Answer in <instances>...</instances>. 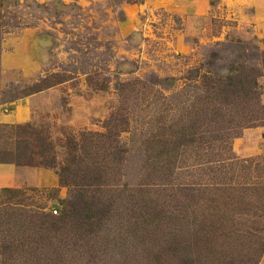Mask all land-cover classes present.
<instances>
[{"label":"rangeland","instance_id":"rangeland-1","mask_svg":"<svg viewBox=\"0 0 264 264\" xmlns=\"http://www.w3.org/2000/svg\"><path fill=\"white\" fill-rule=\"evenodd\" d=\"M242 69L264 107V0H0V165L15 170L0 176V254L1 245L11 250L0 264H264V225L255 231L250 209L264 188V111L241 123L220 157L199 147L197 130L214 127H188L191 110L204 106L202 76ZM45 78L56 84L30 93ZM206 112L228 109L214 102ZM111 118L126 122L117 163L105 158L102 137ZM17 125L40 142L23 143L10 129ZM176 130L196 141L179 147L168 182L224 186L185 208L159 171ZM46 143L57 166L77 144L78 166L109 167L98 192L60 187L56 171L27 152ZM226 157L229 166L207 171ZM228 184L238 190L224 191ZM80 193L105 207L94 233L78 224ZM41 215L54 227L29 225Z\"/></svg>","mask_w":264,"mask_h":264},{"label":"trees","instance_id":"trees-1","mask_svg":"<svg viewBox=\"0 0 264 264\" xmlns=\"http://www.w3.org/2000/svg\"><path fill=\"white\" fill-rule=\"evenodd\" d=\"M243 70V69H242ZM239 70V73L225 76L223 78L221 77H214V76H207L203 75L201 78L202 83H206L207 87L205 88V91L201 97H199L203 107H201V110L198 109L191 110L189 118H193L188 125L189 129H191L195 123V126L197 129H201L202 127H214L215 129L206 130L203 129V131L197 130L199 133L198 142L199 147L201 149H210L211 152L216 151V153L219 154L218 157L221 156L222 153L226 152L228 153L229 150V140L233 135H237L239 127L241 126V123L247 124L249 122L253 123L255 119H259L260 115H258L261 111H264V107H261L259 103H257V92L254 90L256 88V82L253 81L252 78L250 80H247V77H250L252 74H244L243 71ZM47 79H43L39 81V84H35L31 88L30 93H36L38 91H41L44 88L53 86L56 84L55 82L48 83L46 81ZM248 83H245L247 82ZM42 84V85H41ZM214 97L211 99V97ZM210 99V100H208ZM198 98H196V106H197ZM214 102H218L219 104H223L225 108L228 109V112L226 116L221 115V113H210L208 114L206 112L208 105H211ZM207 106V107H206ZM201 112V114H200ZM214 116V119H212ZM188 118V119H189ZM190 119L187 121L189 122ZM217 119H221L223 123L219 124ZM261 119V118H260ZM237 120V122H235ZM257 121V120H256ZM119 122V124H118ZM186 122V123H187ZM235 122V123H234ZM125 119L120 118H111L109 122L105 123V127L107 128V132L104 137L105 142L107 143V149L105 150V155L109 161L118 162L121 160V157L123 156L125 150L120 145L119 141L117 140V136L119 137V132L124 130V127H121V125H125ZM120 127L117 129V127ZM184 127V126H183ZM182 127V128H183ZM3 128H6V126H3ZM181 128V129H182ZM10 129L13 130L15 135L21 138V141L23 143L26 142L27 136H33L35 140H38L40 142L39 134L38 132H35L31 127L28 125H17L10 127ZM188 129V130H189ZM213 131V132H212ZM211 132V133H210ZM185 133V132H184ZM182 133L179 130H176L174 134H172L173 138V145L165 150L166 159L164 160L165 164L161 165L160 172H162L163 175V181L165 180V188H174L172 190H175L172 194H170V200L173 201L175 204V207H178L180 204V201H184L183 208L189 207L186 205V202L188 205H196V203L201 199L202 195L205 193V191L209 190H215L219 191L221 188H223L222 185H218V188L215 186H211L206 183L202 182H193L189 184H173L168 182L170 180H167V176L174 177V165L176 161H178V151L179 147L181 145H189L190 143H193L196 141L194 131H188V133ZM82 135L81 137H83ZM235 137V136H234ZM214 147L216 149H214ZM108 150V153L106 152ZM30 151V155L35 156L39 155L42 159L38 163L39 166L50 168L56 171V174L58 176V183L60 187H70L74 190L77 189L79 192H86L88 189H93L92 191H97L96 189L101 188V186L104 183V178L106 176V170L110 169L109 167H94V168H82L78 166V164L82 161V158H84V151L82 150V147L77 146L75 144L72 146H67V150L65 152V158L63 165L57 166L53 162V158L50 155L52 153V149L49 146V143L43 144V146L40 144L39 147L35 150H28ZM83 154L81 156V153ZM159 156V155H157ZM158 158V157H157ZM231 157L222 158V160H225L226 163L218 162L219 165L214 168H208L207 171H211V173H215L217 170L222 171L225 166H229ZM2 160V158H1ZM212 161V160H211ZM214 161V160H213ZM219 161V159L217 160ZM216 161V162H217ZM220 167V169H218ZM214 169V170H213ZM212 180V178L210 179ZM221 183V182H219ZM171 185V186H169ZM222 186V187H221ZM264 188L261 189L262 195H259L256 202L253 204V206H250V209L254 210L253 215L256 216V221L254 222V226H256L255 231H263V225H264ZM226 190H238L236 187H232L228 184V187ZM3 192L6 193H19L17 190L12 189H4ZM83 193L77 194L79 195L78 198L74 200L73 205L78 209V224L89 230V232L94 233L99 229L100 223H101V213L105 210V207L99 205L98 199H94L93 196H90V199H84L82 195ZM92 194V193H91ZM75 195V196H77ZM180 198V200H179ZM210 202L212 199H209ZM194 211V210H193ZM181 216H186V213H183ZM211 216V215H210ZM66 217L65 214H62L60 218H57V220H62ZM50 219V221H48ZM51 220L53 221L52 223ZM192 220H195L194 218ZM211 221H214V219L207 218V220H201V222L198 223V228H202L205 224H210ZM29 225L38 228L39 230L42 228H46V226L54 227L55 225V218H51L49 216L41 215L39 218L36 216H31L29 218ZM215 222V221H214ZM262 228V229H261ZM263 241V240H262ZM2 253L1 258L7 259L9 257L8 253H10V247L9 245H1ZM8 255V256H7ZM187 264H191L189 261Z\"/></svg>","mask_w":264,"mask_h":264},{"label":"crops","instance_id":"crops-1","mask_svg":"<svg viewBox=\"0 0 264 264\" xmlns=\"http://www.w3.org/2000/svg\"><path fill=\"white\" fill-rule=\"evenodd\" d=\"M14 168L11 165L8 164H2L0 165V176L1 180L4 181L9 178L10 175L14 174ZM51 179V180H50ZM46 179L44 181L54 183V178Z\"/></svg>","mask_w":264,"mask_h":264},{"label":"built area","instance_id":"built-area-1","mask_svg":"<svg viewBox=\"0 0 264 264\" xmlns=\"http://www.w3.org/2000/svg\"><path fill=\"white\" fill-rule=\"evenodd\" d=\"M53 213H56L55 211Z\"/></svg>","mask_w":264,"mask_h":264}]
</instances>
